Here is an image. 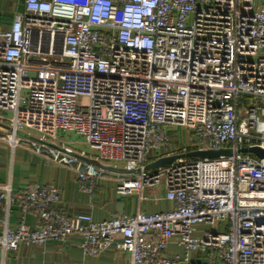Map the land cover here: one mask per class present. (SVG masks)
Wrapping results in <instances>:
<instances>
[{
  "label": "built area",
  "instance_id": "1",
  "mask_svg": "<svg viewBox=\"0 0 264 264\" xmlns=\"http://www.w3.org/2000/svg\"><path fill=\"white\" fill-rule=\"evenodd\" d=\"M246 99L253 105L241 109ZM0 112L10 114H0L9 127L1 140L75 171L83 192L93 195L109 174L120 196L147 200L163 188L174 204L96 222L57 210L55 185L1 184L4 255L80 235L85 255L114 248L130 264H264V159L242 152L264 149V0H25L0 30ZM180 127L190 139L176 149ZM60 132L98 156L75 151ZM223 150L231 153L186 156ZM172 242L181 254H169Z\"/></svg>",
  "mask_w": 264,
  "mask_h": 264
},
{
  "label": "crops",
  "instance_id": "2",
  "mask_svg": "<svg viewBox=\"0 0 264 264\" xmlns=\"http://www.w3.org/2000/svg\"><path fill=\"white\" fill-rule=\"evenodd\" d=\"M24 11L25 0H0V30H9L16 17ZM0 114L10 116L5 112ZM4 122L0 121L1 124L6 125ZM177 129L173 128L171 132L173 147L182 149L189 142L190 133L187 131L185 136ZM5 130L0 127V138L4 136ZM59 138L68 142L75 151L85 153L90 160L98 156L97 152L83 143L81 145L87 149L76 148V145H80L79 141L70 140L68 137ZM150 158L154 159L153 156ZM7 183H11L15 191L38 184L55 185L59 188L61 196L60 203L55 206L57 210L73 216L89 214L96 222L114 216H131L138 212L153 214L174 208V204L165 199L163 188L146 191L147 200H140L138 193L118 195L116 190L118 183L109 174L97 181L93 195L87 194L81 190L75 171L50 157L39 155L24 147L14 148L0 139V185ZM20 220L21 213L14 209L9 217V224L16 228ZM25 220L31 229L38 228L39 219L35 212L25 214ZM2 229L0 224V233ZM117 240H122V237H117ZM82 242L83 237L75 235L66 242H50L45 246L21 245L17 250L6 255L0 250V264H130L129 254L116 251L114 248L95 257L85 255L81 249ZM168 252L170 255L181 254L174 242L170 244Z\"/></svg>",
  "mask_w": 264,
  "mask_h": 264
},
{
  "label": "water",
  "instance_id": "3",
  "mask_svg": "<svg viewBox=\"0 0 264 264\" xmlns=\"http://www.w3.org/2000/svg\"><path fill=\"white\" fill-rule=\"evenodd\" d=\"M0 127H3L5 129H9L8 126L3 125L0 123ZM244 153H252L256 156H258L260 159H264V149H261L259 147H253V148H244L242 150ZM231 152L230 150H223V151H196V152H191L187 154V157L191 158H215L221 155H229ZM178 156H172V157H165L162 159H159L155 163H152L148 166L149 169H156V168H161V167H166L169 164H171L173 161L178 159ZM196 264H208V261L206 259H197L195 261Z\"/></svg>",
  "mask_w": 264,
  "mask_h": 264
},
{
  "label": "rangeland",
  "instance_id": "4",
  "mask_svg": "<svg viewBox=\"0 0 264 264\" xmlns=\"http://www.w3.org/2000/svg\"><path fill=\"white\" fill-rule=\"evenodd\" d=\"M84 103H87V101L86 100H84L83 101ZM253 100H249V99H246V100H243V101H240V106H241V109H242V107L243 106H247V105H253ZM177 131L179 132V133H184L185 134V136L187 135V130L186 129H184V128H178L177 129ZM58 136L59 137H63V138H65V137H68V139H70V140H75V141H79V143H80V145H76L75 147L76 148H78V149H87V148H85L83 145H81L82 144V139L80 138V137H78V136H76V135H74V134H66V133H62V132H60L59 134H58ZM213 227H211V226H205V225H203V226H200L199 227V231H208V232H212L213 231ZM223 227H221V231H223Z\"/></svg>",
  "mask_w": 264,
  "mask_h": 264
}]
</instances>
